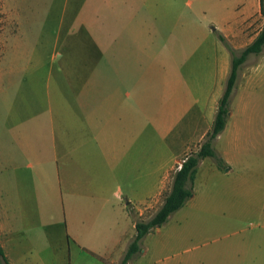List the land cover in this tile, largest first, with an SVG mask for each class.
I'll return each instance as SVG.
<instances>
[{
	"label": "crops",
	"instance_id": "0c3cea01",
	"mask_svg": "<svg viewBox=\"0 0 264 264\" xmlns=\"http://www.w3.org/2000/svg\"><path fill=\"white\" fill-rule=\"evenodd\" d=\"M184 10L212 29L196 32ZM260 12V0H62L54 32L0 65V246L10 264H121L137 222L157 212L213 126L231 71L214 28L243 49ZM12 13L25 40L29 21ZM255 56L239 69L216 142L243 109L251 131L263 115L264 54ZM217 150L230 172V151ZM222 170L206 157L195 181ZM195 200L144 236L128 264H264V225L224 248L186 242L207 231Z\"/></svg>",
	"mask_w": 264,
	"mask_h": 264
},
{
	"label": "rangeland",
	"instance_id": "374dc122",
	"mask_svg": "<svg viewBox=\"0 0 264 264\" xmlns=\"http://www.w3.org/2000/svg\"><path fill=\"white\" fill-rule=\"evenodd\" d=\"M191 1L195 0H189ZM61 2L62 0H0V65L17 59L15 55L17 50L30 51L34 48L39 32L45 35L54 32ZM13 9L17 16L27 18L29 21L25 24L28 29L25 40L16 39L22 25L18 24L12 13ZM183 14L196 32H201L204 25H207V29H212V23L202 15L188 10H184ZM263 26L264 15L260 12L250 26L252 34ZM263 54L264 49L260 54L250 56L259 57ZM21 60L22 55L17 62ZM229 126L222 138L216 142L215 148L230 151L233 167L230 172L226 171L227 167L216 176L204 171L194 182L190 198L196 196V204L192 208L199 211V222L207 227L205 228L207 231L200 233L198 237L193 231L191 234L195 235L188 237L186 240L188 243L195 240L207 241L224 248L228 243L245 242L251 238L252 231L264 225V214L261 212L264 209V112L257 119V127L252 131L246 126L245 109L240 112L237 121L230 123ZM183 207L186 210L190 209L189 205ZM238 255H243L242 249H238Z\"/></svg>",
	"mask_w": 264,
	"mask_h": 264
},
{
	"label": "trees",
	"instance_id": "16d2710c",
	"mask_svg": "<svg viewBox=\"0 0 264 264\" xmlns=\"http://www.w3.org/2000/svg\"><path fill=\"white\" fill-rule=\"evenodd\" d=\"M260 11L264 15V0H260ZM214 31L231 54V71L226 82L224 93L218 103L213 126L200 147L180 162L181 168L176 170L173 175L171 190L167 193L164 202L157 212L150 219L137 222V234L129 244L121 264H128L131 259L138 255L142 250L141 242L143 237L152 230L161 227L174 212L181 209L187 200L190 199L193 194L198 166L204 158L211 157L221 169L228 167L225 159L215 148V142L225 130L231 114V98L236 88L240 67L246 62L250 54H260L264 49V26L256 38L243 49L233 47L221 31L216 28H214ZM0 264H10L1 246Z\"/></svg>",
	"mask_w": 264,
	"mask_h": 264
},
{
	"label": "built area",
	"instance_id": "2783aa9c",
	"mask_svg": "<svg viewBox=\"0 0 264 264\" xmlns=\"http://www.w3.org/2000/svg\"><path fill=\"white\" fill-rule=\"evenodd\" d=\"M176 168L179 170L181 168V163H179Z\"/></svg>",
	"mask_w": 264,
	"mask_h": 264
},
{
	"label": "water",
	"instance_id": "95a60500",
	"mask_svg": "<svg viewBox=\"0 0 264 264\" xmlns=\"http://www.w3.org/2000/svg\"><path fill=\"white\" fill-rule=\"evenodd\" d=\"M229 170V169H228Z\"/></svg>",
	"mask_w": 264,
	"mask_h": 264
}]
</instances>
